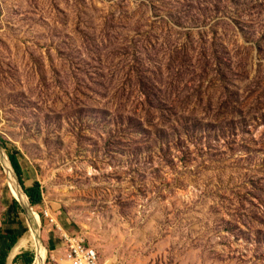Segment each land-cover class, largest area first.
<instances>
[{
  "label": "rangeland",
  "instance_id": "rangeland-1",
  "mask_svg": "<svg viewBox=\"0 0 264 264\" xmlns=\"http://www.w3.org/2000/svg\"><path fill=\"white\" fill-rule=\"evenodd\" d=\"M0 139L16 253L264 264V0H0Z\"/></svg>",
  "mask_w": 264,
  "mask_h": 264
},
{
  "label": "trees",
  "instance_id": "trees-1",
  "mask_svg": "<svg viewBox=\"0 0 264 264\" xmlns=\"http://www.w3.org/2000/svg\"><path fill=\"white\" fill-rule=\"evenodd\" d=\"M0 142H2V145H4V141L2 139H0ZM7 155L20 184L23 186L24 191L29 198V201H31L33 206L42 205L44 203L42 184L39 181H36L33 186H26L24 179V170L20 161L19 154L13 149H7ZM17 209L22 210V207L17 201H14L11 212L13 219L18 211ZM17 219L18 217L16 216L15 220ZM20 236L21 232L17 228H8L5 230L2 226L0 227V264H6L10 251L15 246ZM19 260L21 262H24V264H33L35 260V254L31 250L23 251L21 254L15 257L14 262H17Z\"/></svg>",
  "mask_w": 264,
  "mask_h": 264
},
{
  "label": "built area",
  "instance_id": "built-area-1",
  "mask_svg": "<svg viewBox=\"0 0 264 264\" xmlns=\"http://www.w3.org/2000/svg\"><path fill=\"white\" fill-rule=\"evenodd\" d=\"M70 244L69 257L73 264H101L99 251L86 244L85 239L80 236L65 235Z\"/></svg>",
  "mask_w": 264,
  "mask_h": 264
},
{
  "label": "bare ground",
  "instance_id": "bare-ground-1",
  "mask_svg": "<svg viewBox=\"0 0 264 264\" xmlns=\"http://www.w3.org/2000/svg\"><path fill=\"white\" fill-rule=\"evenodd\" d=\"M14 189L19 195L20 190L16 186H14ZM30 241L34 242V244L37 248V253H42L41 248L37 244V234L33 230L32 233L30 234V236H24L19 240L18 244H16V246L14 247L12 254H15L16 252H18L21 247L27 246L30 243ZM35 264H44V259L43 258L38 259Z\"/></svg>",
  "mask_w": 264,
  "mask_h": 264
},
{
  "label": "water",
  "instance_id": "water-1",
  "mask_svg": "<svg viewBox=\"0 0 264 264\" xmlns=\"http://www.w3.org/2000/svg\"><path fill=\"white\" fill-rule=\"evenodd\" d=\"M6 159H8V161H9V163H10L9 158L6 157ZM10 166L12 167L11 163H10ZM12 169H13V167H12ZM13 170H14V169H13ZM17 183H18L20 189H21V190L23 191V193L26 195V197H27V199H28V202H30V203H28V204H24V203L20 202L19 199H17V198H16L15 200L23 206V208L25 209V211H26L27 213L31 214L32 216H36V213H37V212L34 210L31 201H29V198H28L26 192L24 191V189H23V187L21 186V184H19V182H17ZM31 205H32V206H31ZM37 214H38V213H37ZM35 262H36V260L34 261L33 264H35Z\"/></svg>",
  "mask_w": 264,
  "mask_h": 264
},
{
  "label": "crops",
  "instance_id": "crops-1",
  "mask_svg": "<svg viewBox=\"0 0 264 264\" xmlns=\"http://www.w3.org/2000/svg\"><path fill=\"white\" fill-rule=\"evenodd\" d=\"M23 252V251H22ZM21 252V253H22ZM21 253H15V254H13L12 256H11V260H12V263L14 264V259H15V257L17 256V255H19V254H21ZM10 255V254H9ZM8 258H9V256H8ZM7 258V259H8ZM7 263V262H6Z\"/></svg>",
  "mask_w": 264,
  "mask_h": 264
}]
</instances>
